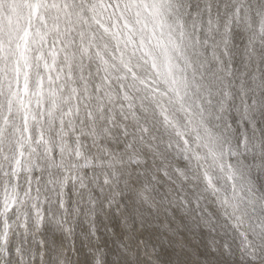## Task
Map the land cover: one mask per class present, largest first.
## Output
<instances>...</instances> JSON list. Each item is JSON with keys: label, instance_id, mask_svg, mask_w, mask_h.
<instances>
[{"label": "snow or ice", "instance_id": "6c2138e0", "mask_svg": "<svg viewBox=\"0 0 264 264\" xmlns=\"http://www.w3.org/2000/svg\"><path fill=\"white\" fill-rule=\"evenodd\" d=\"M12 5L35 42L48 45L49 63L59 57L65 67L75 64L79 79L91 83L93 114L106 121L99 135L118 131L125 138L127 160L116 158L121 168L114 167L104 183L120 184L122 173L129 169L143 170L151 181L166 177L175 189L169 190L170 198L163 205L182 210L191 221L181 240H176L174 232L167 238L174 244L173 250L162 243L157 246L159 233L155 230L130 234L132 245L123 246L120 261L229 264L220 257L232 255L235 248L240 259L256 260L258 251H264V192L258 189L259 177L251 174L253 166L242 156L258 153L254 167L257 173H264V138L256 136L253 119V113L264 107V72L260 70L264 57L258 60L254 51L256 39L264 43V8L256 12L259 29L252 31L243 70L237 72L233 63L239 53L231 23L233 11L239 19L242 9L225 4L222 13L219 0H0V10ZM6 24L0 14V26ZM189 47L199 69L207 71L206 84L197 85L206 106L194 111L183 102L185 85L172 63L177 52L185 53ZM237 94L239 104L235 103ZM149 112L158 119L149 123ZM173 112L184 113V118L177 120ZM233 112L253 129L252 136L245 134L235 143ZM193 144L195 151H190ZM145 157H151L152 164L146 165ZM123 183L127 187L130 181L123 179ZM152 189L153 184L146 182L136 194L155 208ZM209 198L216 207L208 203ZM56 223L65 228L59 219ZM187 233L199 235L200 243L192 244ZM175 248L180 253L173 259ZM47 249L41 237L31 254L33 264H39ZM3 251L7 258V250ZM15 251L19 262L24 254L20 248Z\"/></svg>", "mask_w": 264, "mask_h": 264}, {"label": "rangeland", "instance_id": "374dc122", "mask_svg": "<svg viewBox=\"0 0 264 264\" xmlns=\"http://www.w3.org/2000/svg\"><path fill=\"white\" fill-rule=\"evenodd\" d=\"M219 3L222 13L226 11L225 4L242 9L239 19L233 11L231 23L233 43L239 53L234 57L233 68L239 72L243 70L244 50L252 31L259 29L256 12L264 8V0H219ZM10 8L2 10L9 16L3 15L7 24L0 26V177L6 178L0 180V257L4 264L17 259L16 248L31 260L41 237L48 249L63 246L68 236L56 223L57 219L72 230L73 247L81 264H87L91 254L88 249H103L101 255L113 262L120 259L123 246L132 245L128 236L144 229L159 233L157 246L162 243L173 250L175 246L167 238L174 232L176 240H181L185 226L191 223L182 210L162 203L170 198L169 190L175 189V185L168 180L167 185L160 183L161 179H167L162 174L159 181H153L151 196L157 205L154 208L136 194L146 183L143 170L123 172L121 183L114 188L104 183L105 175L111 177L114 167L121 168L116 158L127 160L125 138L118 131L99 135L106 121L93 114L91 83L79 79L80 70L75 64L65 67L59 57L54 58L55 63H49L48 45L35 42L16 7ZM254 51L258 60L264 57V43L259 38L255 40ZM172 63L185 85L183 102L187 108L194 111L202 104L206 106L202 89L197 85L206 84L207 71L199 69L191 47L185 53L177 52ZM260 70L264 72V60L260 61ZM111 95L114 97V90ZM240 99L237 94L235 103L239 104ZM106 110L110 115V108ZM232 118L234 143L242 141L245 134L253 135L247 120L241 121L236 112ZM253 119L256 136L264 138V107L253 113ZM242 158L253 166L251 174L255 177L258 153L245 152ZM66 159H74L80 169L75 180L65 179L72 175L64 170ZM144 159L146 165L152 164L151 157ZM123 179H129V186L124 185ZM115 192L119 195L114 196ZM176 194L179 195L178 190ZM165 207L169 210L165 211ZM37 229L39 239H34L32 233ZM46 230L51 234H46ZM187 235L192 244L200 243L199 235ZM179 253L180 249L175 248L173 259ZM118 254L121 255L117 257ZM220 259L237 264L239 249Z\"/></svg>", "mask_w": 264, "mask_h": 264}, {"label": "clouds", "instance_id": "9594fccd", "mask_svg": "<svg viewBox=\"0 0 264 264\" xmlns=\"http://www.w3.org/2000/svg\"><path fill=\"white\" fill-rule=\"evenodd\" d=\"M142 70L145 71V74L147 75V70L146 69H142ZM113 87H115V85H113ZM160 87L163 88L164 86L161 84ZM168 111L172 112V109L169 108ZM172 114L176 116L177 120H182L184 118V113H180L179 115H177L176 113L173 112ZM189 114L192 115L194 114V112ZM149 117H150L149 123H151V120L158 119V115H153L151 112H149ZM173 139L175 140V137H173ZM195 148L196 146L195 144H193L192 147L190 148V151H195ZM65 165L66 167L64 170L72 174L71 177L65 176V179L71 178L75 180L76 173L80 171V169L76 167V162L74 161V159L73 160L66 159ZM257 176L259 177L257 181L258 189L259 191L264 192V173H257ZM5 179H6L5 177H0V180H5ZM167 180L168 178L161 179L160 183L167 185ZM112 187L114 188L115 185H112ZM189 187H191V184L189 185ZM76 190L78 191V189ZM208 203L212 204L213 207H216L213 201L211 200V198H209ZM244 229H247V224L244 225ZM64 231L67 233L68 236L67 242L61 247H53L47 249L46 253L43 254V257L40 260L39 264H81L79 254L75 252V248L73 247L72 230L65 225ZM37 233L38 231H33L32 235L34 239H39ZM88 251L91 252V254L88 255L87 264H123V262L120 260L118 262H113L109 258L102 256L101 253L103 249H101L100 251H93L92 249H88ZM129 256L131 258L132 254L130 253ZM257 256L258 258L251 262L246 258H242L239 260V264H264V251H258ZM0 264H4V260L2 257H0ZM11 264H33V261L29 259L28 255H23V258L20 259L19 262L13 259L11 261Z\"/></svg>", "mask_w": 264, "mask_h": 264}, {"label": "bare ground", "instance_id": "6f19581e", "mask_svg": "<svg viewBox=\"0 0 264 264\" xmlns=\"http://www.w3.org/2000/svg\"><path fill=\"white\" fill-rule=\"evenodd\" d=\"M14 6H15V5H14ZM11 8H12V7H11ZM11 8H10V9H11ZM5 10H6V9H5ZM7 10H8V8H7ZM13 10H14V9H13ZM8 11H9V10H8ZM3 12H4V11L1 10V14H2ZM6 13H7L6 16H9V15H8L9 13H8V12H6ZM6 13H5V14H6ZM10 13H11V11H10ZM5 14L3 13V15H5ZM11 14H13V13H11ZM10 16H11V15H10ZM11 17H12V16H11ZM7 18H8V17H7ZM12 18H13V17H12ZM13 19H14V18H13ZM14 22H15V21H14ZM14 22L12 21V23H14ZM141 172H142V171H141ZM138 174H139V173H138ZM140 175H141V174H140ZM142 176H143L145 182H151V183H153V181H151V177H150L146 172H143V173H142ZM141 178H142V177H141ZM153 184H154V183H153ZM157 194H158V196H159V193H157ZM46 227H47V226H46ZM50 229H51V228H50ZM47 230H48V228H47ZM47 230H46L45 233H46V234H51V232H50V231L48 232ZM50 236H51V235H50ZM50 236H48V237H50ZM52 237H53V235H52ZM52 237H51V238H52ZM48 239H49V241H50V238H48ZM119 255H121V254H118V255H116V256L118 257ZM120 258H121V256H120ZM115 260H117V261H115ZM115 260H114V262H118L120 259H119V257H118V259H115Z\"/></svg>", "mask_w": 264, "mask_h": 264}]
</instances>
